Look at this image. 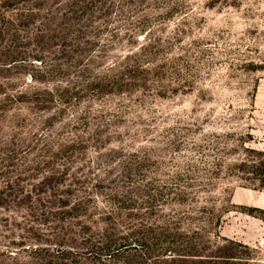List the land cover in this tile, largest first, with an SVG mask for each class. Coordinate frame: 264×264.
I'll return each instance as SVG.
<instances>
[{"label": "rangeland", "instance_id": "374dc122", "mask_svg": "<svg viewBox=\"0 0 264 264\" xmlns=\"http://www.w3.org/2000/svg\"><path fill=\"white\" fill-rule=\"evenodd\" d=\"M0 264H264V0H0Z\"/></svg>", "mask_w": 264, "mask_h": 264}]
</instances>
